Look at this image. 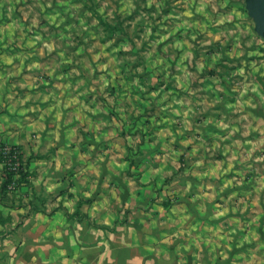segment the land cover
Segmentation results:
<instances>
[{
    "label": "crops",
    "instance_id": "0c3cea01",
    "mask_svg": "<svg viewBox=\"0 0 264 264\" xmlns=\"http://www.w3.org/2000/svg\"><path fill=\"white\" fill-rule=\"evenodd\" d=\"M107 1L123 8L192 0ZM90 38L38 34L35 53L21 42L14 48L0 29V140L17 145L25 173L14 176L16 190L0 192V264H264V179L254 169L241 187L213 179L207 163L196 177L168 182L151 162L139 180L122 176L125 148L104 144L121 139L122 121L131 122L116 113L125 104L117 90L107 91L119 64ZM254 134L241 146L257 168L264 145ZM223 138L228 168L239 143ZM177 139L150 154L195 152Z\"/></svg>",
    "mask_w": 264,
    "mask_h": 264
},
{
    "label": "rangeland",
    "instance_id": "374dc122",
    "mask_svg": "<svg viewBox=\"0 0 264 264\" xmlns=\"http://www.w3.org/2000/svg\"><path fill=\"white\" fill-rule=\"evenodd\" d=\"M126 2L113 8L107 0H0V29L14 48L21 42L26 51L35 46V53L42 46L35 41L38 34L59 33L73 40L89 35L95 49L114 54L119 68L108 74L107 91L117 90L125 104L116 113L131 122L122 121L121 139L104 144L116 140L125 148L121 159L129 166L122 176L131 173L139 180L141 167L151 162L168 182L173 176L196 177V171H207V163L217 181L229 179L241 187L251 169L264 179V156L257 168L248 166L241 146L248 131L255 133V144L264 145V36L256 32L245 0H192L188 6ZM52 62L48 58L46 64ZM227 133L229 142L239 143L228 168L220 150ZM178 137L181 146H196L195 152L150 154ZM5 177L0 156V185ZM17 185L6 188L13 191Z\"/></svg>",
    "mask_w": 264,
    "mask_h": 264
},
{
    "label": "built area",
    "instance_id": "2783aa9c",
    "mask_svg": "<svg viewBox=\"0 0 264 264\" xmlns=\"http://www.w3.org/2000/svg\"><path fill=\"white\" fill-rule=\"evenodd\" d=\"M0 156L6 174L7 172H13L17 175L20 169V154L18 149L15 146L3 143L0 146ZM15 183L13 179L10 183H7L6 187L10 189Z\"/></svg>",
    "mask_w": 264,
    "mask_h": 264
},
{
    "label": "water",
    "instance_id": "95a60500",
    "mask_svg": "<svg viewBox=\"0 0 264 264\" xmlns=\"http://www.w3.org/2000/svg\"><path fill=\"white\" fill-rule=\"evenodd\" d=\"M245 6L254 21L256 32L264 36V0H245Z\"/></svg>",
    "mask_w": 264,
    "mask_h": 264
},
{
    "label": "trees",
    "instance_id": "16d2710c",
    "mask_svg": "<svg viewBox=\"0 0 264 264\" xmlns=\"http://www.w3.org/2000/svg\"><path fill=\"white\" fill-rule=\"evenodd\" d=\"M25 177V173L21 171L20 176H19V181L22 180ZM12 178V172H7L6 177L3 178V181L0 186V192L4 193L7 191L6 185L7 183L11 180Z\"/></svg>",
    "mask_w": 264,
    "mask_h": 264
}]
</instances>
